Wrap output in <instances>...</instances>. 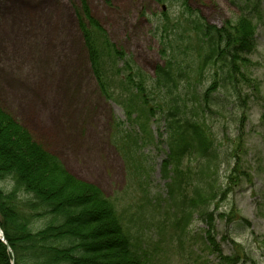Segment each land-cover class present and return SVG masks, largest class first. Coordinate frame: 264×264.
<instances>
[{"label": "rangeland", "instance_id": "374dc122", "mask_svg": "<svg viewBox=\"0 0 264 264\" xmlns=\"http://www.w3.org/2000/svg\"><path fill=\"white\" fill-rule=\"evenodd\" d=\"M183 3L165 0L163 11L153 0H0V109L58 157L71 176L98 187L114 203L123 224L144 244L148 264H196L197 258L198 263L215 264V256L204 249L201 234L206 226L197 215L178 250L171 216L163 213L157 200L165 194L160 173L167 152L165 133L161 129L163 137L158 140L149 123L147 142L144 133L126 123L121 106L100 95L78 19L83 18L85 4L110 43L149 80L164 64L159 52L167 45L161 37L167 35L154 30L163 13L181 27L190 18L218 29L249 17L256 27L255 48L242 73L250 82L234 104L220 89L219 98L227 96L228 101L220 115H206L204 124L220 157L217 185L226 182L233 163L239 164L237 183L220 211L227 213L233 207L249 223L231 227L215 217L216 242L223 255H231L232 239L251 261L264 264V0ZM182 52L180 48L176 65L189 67L184 83L193 85L196 65L186 59L190 51L186 56ZM204 78L206 83L211 80L209 74ZM183 94L191 102L186 89ZM241 106L243 122L238 120ZM185 164L183 169L195 168L194 162Z\"/></svg>", "mask_w": 264, "mask_h": 264}, {"label": "trees", "instance_id": "16d2710c", "mask_svg": "<svg viewBox=\"0 0 264 264\" xmlns=\"http://www.w3.org/2000/svg\"><path fill=\"white\" fill-rule=\"evenodd\" d=\"M78 27L100 94L121 106L129 125L144 133L147 142L149 123L165 133L162 179L175 207L170 208L172 235L181 245L194 210H206L218 193L220 199L225 197L215 187L219 155L204 121L206 115L220 113L215 110L219 89L234 101L240 100L241 81L249 84L242 72L249 63L246 57L255 48V27L247 17L225 23L221 29L190 18L181 27L162 14L155 33L167 35L160 36L167 39L160 53L165 63L148 82L134 72L123 51L110 43L85 4ZM188 32L193 37L184 38L182 34ZM180 48L190 51L186 59L196 65L193 85L184 83L189 67H182L181 62L176 65ZM206 74L211 77L208 83ZM221 100L226 103L227 96ZM31 138L0 109V230L11 251L0 242V264H148L144 244L123 224L114 204L97 187L71 176L56 156ZM185 160L197 162L193 175L182 168ZM238 166L235 163L232 169L235 174ZM199 216L206 223L211 220L204 211ZM206 236L217 264H238L241 250L222 256L209 231Z\"/></svg>", "mask_w": 264, "mask_h": 264}]
</instances>
